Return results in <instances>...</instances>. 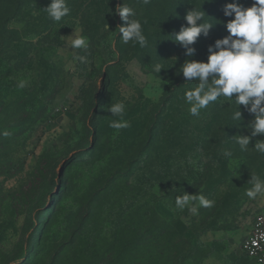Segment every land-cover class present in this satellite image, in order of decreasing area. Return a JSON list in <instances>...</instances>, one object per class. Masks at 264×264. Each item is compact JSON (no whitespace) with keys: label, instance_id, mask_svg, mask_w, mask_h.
<instances>
[{"label":"rangeland","instance_id":"rangeland-1","mask_svg":"<svg viewBox=\"0 0 264 264\" xmlns=\"http://www.w3.org/2000/svg\"><path fill=\"white\" fill-rule=\"evenodd\" d=\"M214 1L132 0L141 47L120 38V0H68L59 22L50 0H0V264H253L239 246L264 217V194L246 195L264 153L225 157V115L162 103L192 58L172 36L192 7L211 23ZM73 30L87 50L67 48ZM184 193L214 203L193 214L175 205Z\"/></svg>","mask_w":264,"mask_h":264},{"label":"clouds","instance_id":"clouds-1","mask_svg":"<svg viewBox=\"0 0 264 264\" xmlns=\"http://www.w3.org/2000/svg\"><path fill=\"white\" fill-rule=\"evenodd\" d=\"M143 3L148 4L150 0H143ZM43 9L54 22L61 21L70 13L68 0H50ZM114 14L123 22L117 27L123 43L131 41L145 47L147 39L141 21L133 19L136 15L134 9L122 2L115 7ZM223 14L225 17H233L224 25L228 35L216 39L214 44L208 47L206 62L188 60L180 68L186 82H197L194 88L184 93V99L190 106L189 113L194 117H198L202 109L220 98L234 101L236 107L231 113V119L236 122L242 118L237 106H244L254 117L249 125L251 135H236L235 142L241 151H246L251 137L264 136V0H252L249 7H244L233 0L232 3L224 5ZM205 16L201 5L199 10L192 7L184 16L187 26L182 25L172 36L175 42L186 49V55L189 57L195 52V49L189 46L194 44L199 36L207 37L213 27L212 23L205 21ZM105 29L109 31L106 24ZM66 37L67 48H71V51L87 50L88 40L77 30H73L72 34ZM73 59L81 63L87 62L86 56L75 55ZM163 68L160 63L152 65L155 74ZM19 86L24 87V81H21ZM109 112L119 118L111 121L110 127L119 130L130 126L124 119L123 102L112 104ZM254 148L264 153V140L257 141ZM223 155L231 157L232 152L224 150ZM249 182L252 183V187L246 192L249 198L264 194V179L253 174ZM197 202L203 207H211L214 203L202 194L184 193L175 197L177 208H188L193 214L198 211Z\"/></svg>","mask_w":264,"mask_h":264},{"label":"trees","instance_id":"trees-1","mask_svg":"<svg viewBox=\"0 0 264 264\" xmlns=\"http://www.w3.org/2000/svg\"><path fill=\"white\" fill-rule=\"evenodd\" d=\"M238 0H235L237 2ZM124 3L127 5L131 6L132 0H120V3ZM135 5H138V3L141 2L140 6L143 5L142 0H134ZM233 0H229L226 3H232ZM214 7H212V14H211V23L213 24V27L209 30V34L207 37L201 35L197 38L195 44H194V49L195 52L193 56H191V60H197V61H205L207 60L208 56V47L212 44H214L216 39L223 38L224 36L228 35L226 28L224 25L231 20L230 17H225L222 12L224 3L223 0H217L214 1ZM137 9V8H136ZM197 82L192 81V82H186L182 84L181 86L178 87V89L172 88L170 93L162 99V103L164 104H171V100L175 97V101H180L183 103L184 99V93L191 88H194L196 86ZM178 90V91H177ZM179 92V93H178ZM181 107V110H185L184 104L179 105ZM210 109L208 110L210 113L207 114L206 117H203L202 120L206 121V123L209 122H214L217 121L215 119V114H223L225 116L221 117L219 121L221 123H225V130H227V140H228V146L226 150H230L233 154H241L244 153L245 155L248 154H256V150L254 148L255 143L258 141L260 138L261 140H264V136L262 135H257L255 137H251L250 139V144L248 145V149L246 151H241L240 146L235 142L236 140V135H251V128H250V123L254 119L253 115L248 113L244 106H237V110L241 111L242 118L240 121H233L231 119V113L235 110V104L234 101L228 100L225 101L224 98H220L216 102L210 103L209 106L205 109ZM213 114V115H212ZM207 118V119H206ZM177 122L184 123V118L183 116L177 120ZM148 183L155 184L153 181L148 180ZM12 197L7 196L5 203L9 204V201ZM4 203V204H5Z\"/></svg>","mask_w":264,"mask_h":264},{"label":"built area","instance_id":"built-area-1","mask_svg":"<svg viewBox=\"0 0 264 264\" xmlns=\"http://www.w3.org/2000/svg\"><path fill=\"white\" fill-rule=\"evenodd\" d=\"M240 250L253 264H264V217L259 216L247 236L240 243Z\"/></svg>","mask_w":264,"mask_h":264}]
</instances>
